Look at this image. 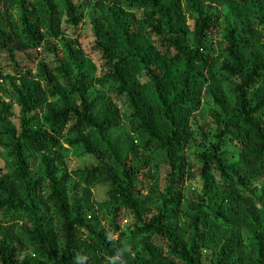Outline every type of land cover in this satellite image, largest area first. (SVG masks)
Instances as JSON below:
<instances>
[{
    "label": "trees",
    "instance_id": "16d2710c",
    "mask_svg": "<svg viewBox=\"0 0 264 264\" xmlns=\"http://www.w3.org/2000/svg\"><path fill=\"white\" fill-rule=\"evenodd\" d=\"M0 57V264H264V0H0Z\"/></svg>",
    "mask_w": 264,
    "mask_h": 264
},
{
    "label": "rangeland",
    "instance_id": "374dc122",
    "mask_svg": "<svg viewBox=\"0 0 264 264\" xmlns=\"http://www.w3.org/2000/svg\"><path fill=\"white\" fill-rule=\"evenodd\" d=\"M80 1V0H78ZM90 1V0H89ZM13 15L15 17L19 16V8L16 7L12 10ZM92 29L87 21H83L77 28V32L75 35H77V39L79 41L80 47L82 48L84 54L89 60V67L95 71L99 69L100 66V60L98 55L92 51V42H93V34ZM7 65L6 61L0 57V66L5 67ZM7 86L5 83L0 81V97L5 101H10V97L7 93ZM195 122L199 124L202 128L215 126V119L218 117L216 109L213 107L211 100L208 97L203 98V104L201 109L199 110V113L196 116ZM127 131V127H121L117 130L118 133L124 135ZM214 132V131H213ZM198 147L196 145H193L191 148L192 152H197ZM68 168H74L76 166L75 161L73 160V157L68 161ZM264 185V183H263ZM193 186H197V183L191 182L190 184H187L186 189V195L190 197L195 190H193ZM94 192L98 194L99 196L102 195L103 190L95 189ZM203 264H208V261L205 260Z\"/></svg>",
    "mask_w": 264,
    "mask_h": 264
}]
</instances>
